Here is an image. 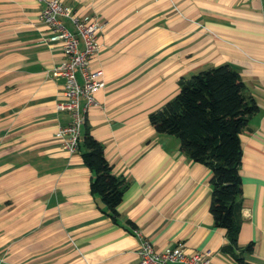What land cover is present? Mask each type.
Returning a JSON list of instances; mask_svg holds the SVG:
<instances>
[{
	"label": "crops",
	"instance_id": "crops-1",
	"mask_svg": "<svg viewBox=\"0 0 264 264\" xmlns=\"http://www.w3.org/2000/svg\"><path fill=\"white\" fill-rule=\"evenodd\" d=\"M46 1L0 0V264H136L132 228L156 249L182 242L187 253L206 251L210 264H236L221 252L225 229L208 210L210 169L148 118L181 77L221 64L258 106L240 134L238 244L252 243L243 257L264 264V0H61L100 24L89 66L105 85L86 123L127 180L116 221L91 194L79 150L68 154L55 137L69 117L56 107L64 53L45 43L38 18Z\"/></svg>",
	"mask_w": 264,
	"mask_h": 264
},
{
	"label": "trees",
	"instance_id": "trees-1",
	"mask_svg": "<svg viewBox=\"0 0 264 264\" xmlns=\"http://www.w3.org/2000/svg\"><path fill=\"white\" fill-rule=\"evenodd\" d=\"M178 85L174 97L149 113V122L156 132L176 137L181 152L210 169L208 210L214 225L225 229L226 242L221 252L230 254L236 264H253L243 257V253L252 250V243L238 244L242 222L240 134L258 106L251 96L244 94L238 72L227 64L181 77ZM81 130L78 150L92 172L90 192L103 203V211L116 221L127 180L113 173L104 145L92 136L86 119Z\"/></svg>",
	"mask_w": 264,
	"mask_h": 264
},
{
	"label": "built area",
	"instance_id": "built-area-1",
	"mask_svg": "<svg viewBox=\"0 0 264 264\" xmlns=\"http://www.w3.org/2000/svg\"><path fill=\"white\" fill-rule=\"evenodd\" d=\"M63 16L70 19L75 30H70L62 22ZM38 18L48 28V34L44 37L45 43L53 45L58 42L64 53V58L54 70L63 79L61 96L56 107L59 111L67 112L69 121L58 127L55 137L68 154H73L78 151V139L87 109L96 104L94 93L105 85L102 70L89 66L92 55L98 49L96 32L100 24L95 19H81L63 5L61 0H47ZM133 232L138 237L135 248L136 264H210L206 251L187 253L182 242L156 249L137 228Z\"/></svg>",
	"mask_w": 264,
	"mask_h": 264
}]
</instances>
